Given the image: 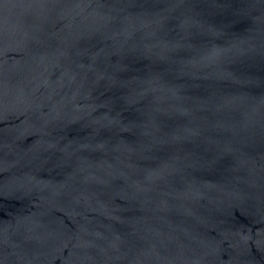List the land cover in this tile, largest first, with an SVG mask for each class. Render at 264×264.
I'll return each mask as SVG.
<instances>
[{"label": "water", "instance_id": "water-1", "mask_svg": "<svg viewBox=\"0 0 264 264\" xmlns=\"http://www.w3.org/2000/svg\"><path fill=\"white\" fill-rule=\"evenodd\" d=\"M0 264H264V0H0Z\"/></svg>", "mask_w": 264, "mask_h": 264}]
</instances>
